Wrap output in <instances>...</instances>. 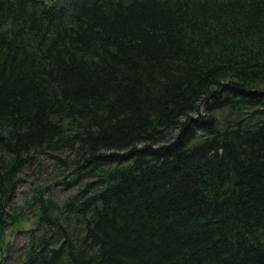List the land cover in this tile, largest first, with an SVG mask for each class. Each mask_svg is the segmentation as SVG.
<instances>
[{"label":"trees","instance_id":"obj_1","mask_svg":"<svg viewBox=\"0 0 264 264\" xmlns=\"http://www.w3.org/2000/svg\"><path fill=\"white\" fill-rule=\"evenodd\" d=\"M0 257L264 264V0H0Z\"/></svg>","mask_w":264,"mask_h":264},{"label":"rangeland","instance_id":"obj_2","mask_svg":"<svg viewBox=\"0 0 264 264\" xmlns=\"http://www.w3.org/2000/svg\"><path fill=\"white\" fill-rule=\"evenodd\" d=\"M27 226L26 223L20 224L16 227H13L10 231H9V238L12 241L14 250L16 252H18V254H23L24 253V249L26 247L27 244V235L20 232V230L24 229ZM15 257H18L17 254L15 255ZM0 261L4 263L3 259L0 257Z\"/></svg>","mask_w":264,"mask_h":264},{"label":"water","instance_id":"obj_3","mask_svg":"<svg viewBox=\"0 0 264 264\" xmlns=\"http://www.w3.org/2000/svg\"><path fill=\"white\" fill-rule=\"evenodd\" d=\"M0 264H3V262L0 261Z\"/></svg>","mask_w":264,"mask_h":264}]
</instances>
